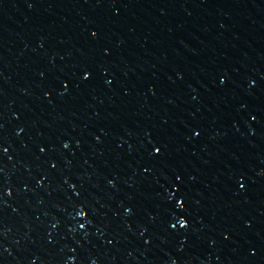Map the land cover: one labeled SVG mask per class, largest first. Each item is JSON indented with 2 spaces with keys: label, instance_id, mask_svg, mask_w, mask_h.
Here are the masks:
<instances>
[{
  "label": "water",
  "instance_id": "obj_1",
  "mask_svg": "<svg viewBox=\"0 0 264 264\" xmlns=\"http://www.w3.org/2000/svg\"><path fill=\"white\" fill-rule=\"evenodd\" d=\"M0 264H264V0H0Z\"/></svg>",
  "mask_w": 264,
  "mask_h": 264
}]
</instances>
